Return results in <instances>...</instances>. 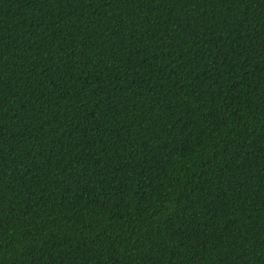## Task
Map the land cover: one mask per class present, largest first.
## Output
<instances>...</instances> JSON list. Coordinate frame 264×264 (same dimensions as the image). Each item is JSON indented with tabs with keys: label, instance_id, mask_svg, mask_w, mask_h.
Here are the masks:
<instances>
[{
	"label": "trees",
	"instance_id": "trees-1",
	"mask_svg": "<svg viewBox=\"0 0 264 264\" xmlns=\"http://www.w3.org/2000/svg\"><path fill=\"white\" fill-rule=\"evenodd\" d=\"M0 264H264V0H0Z\"/></svg>",
	"mask_w": 264,
	"mask_h": 264
}]
</instances>
